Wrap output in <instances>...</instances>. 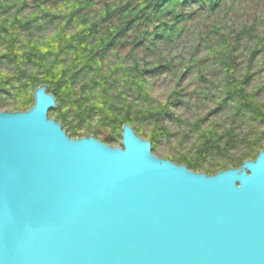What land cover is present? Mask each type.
Listing matches in <instances>:
<instances>
[{
  "label": "water",
  "instance_id": "obj_1",
  "mask_svg": "<svg viewBox=\"0 0 264 264\" xmlns=\"http://www.w3.org/2000/svg\"><path fill=\"white\" fill-rule=\"evenodd\" d=\"M0 110V264H264V149L216 174L72 137L45 84Z\"/></svg>",
  "mask_w": 264,
  "mask_h": 264
},
{
  "label": "trees",
  "instance_id": "obj_2",
  "mask_svg": "<svg viewBox=\"0 0 264 264\" xmlns=\"http://www.w3.org/2000/svg\"><path fill=\"white\" fill-rule=\"evenodd\" d=\"M233 9L243 13L239 26L224 23ZM190 34L194 49L208 52L192 63L217 88L218 102L204 118L187 121L194 147L170 159L214 174L240 167L264 149V0H0V66H7L0 71V108L9 101L16 109L32 107L34 91L45 84L59 102L53 115L72 137L113 143L126 123L138 135L148 125L154 148L171 139L169 128L159 126L175 114L157 104L149 76L176 71L163 51ZM226 111L230 126L205 125ZM238 122L257 130L241 133Z\"/></svg>",
  "mask_w": 264,
  "mask_h": 264
},
{
  "label": "rangeland",
  "instance_id": "obj_3",
  "mask_svg": "<svg viewBox=\"0 0 264 264\" xmlns=\"http://www.w3.org/2000/svg\"><path fill=\"white\" fill-rule=\"evenodd\" d=\"M239 15H243V13H240L238 11H235L233 9L232 12L228 14L226 19L224 20V23H232V26L236 24V26H239L241 24ZM244 17V16H243ZM217 18L220 19V16L217 15ZM245 18V17H244ZM247 21V20H246ZM244 21V22H246ZM225 24V25H226ZM54 32V28H50L47 30V34H51ZM194 35L190 34L185 39H182L179 41V43L174 44L172 46H169L168 48L164 49L163 54H165V58L169 60H175V64L177 65V69L175 72H165L159 77L154 78L149 76V83L152 87V94L154 98L156 99L157 104H167L169 105V108H172L173 114H175V117L170 119L167 118L163 121V123L159 126L161 128L162 126H166L167 129L172 132V136L170 140L164 139L162 141V144H159L158 146H155L153 148V152L156 153V155L160 158H170V156H177V151L180 150H189L192 148V144L194 147L195 143V136L196 133L192 132L189 126V122L194 123L195 121H198L200 118H204L205 115H207L209 112H211L217 105L218 98L215 99L213 96L217 93V88H211V85H207L206 82H204V78L200 77V74L198 73V68L194 66L192 63V57H195V61H202L207 57V50L205 47H201L198 50L194 49V46L196 45L197 41L194 40ZM154 60V58L150 59ZM193 64V65H192ZM262 64L260 60H258L257 65L254 69L259 70L261 68ZM7 66H0V71L5 70ZM186 70V71H185ZM211 75L208 72V77ZM207 76V74H205ZM260 77H264V74H259ZM260 80L253 81V85L257 84ZM174 93H177L176 95H173ZM206 97V98H205ZM260 99L264 100V92L260 95ZM176 100H182L178 101L177 105H173V103ZM185 100V103H184ZM17 106L14 101H9L6 105V107L0 108V110H17ZM57 109H50L49 116L55 117L53 115V111H56ZM209 119L205 122V125L211 122L217 121V123L222 124V126H230L232 120L231 116L229 114V111H226L224 113L219 114H211ZM204 125V126H205ZM238 129L237 131H240L241 133H247L249 132V129L254 130L256 127H251L250 124H242L240 122L237 123ZM257 125V124H256ZM135 129L138 128L139 125H135ZM154 126H144V134H140L145 139L149 140L150 134H152ZM259 128V127H258ZM262 129H264V126H261ZM257 130V128H256ZM259 130V129H258ZM120 136H118V141L110 143L116 147L118 145H121L122 141V130L119 131ZM188 133H190L191 138L185 137ZM192 133V134H191ZM88 135V134H86ZM79 137V136H77ZM183 139H185L186 142L183 143ZM150 141V140H149ZM151 142V141H150ZM243 150V147H240L238 150L233 151V155L238 154L240 151ZM194 151V150H193ZM195 153V151H194ZM195 155V154H194ZM195 157V156H194ZM254 159V158H253ZM177 161V160H176ZM231 164V160H229ZM197 171H204L203 169L197 170ZM207 173V172H206ZM214 174V173H210Z\"/></svg>",
  "mask_w": 264,
  "mask_h": 264
}]
</instances>
